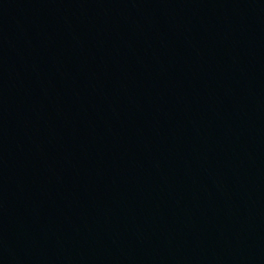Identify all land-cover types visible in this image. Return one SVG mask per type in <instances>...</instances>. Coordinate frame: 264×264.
Wrapping results in <instances>:
<instances>
[{"label":"water","instance_id":"1","mask_svg":"<svg viewBox=\"0 0 264 264\" xmlns=\"http://www.w3.org/2000/svg\"><path fill=\"white\" fill-rule=\"evenodd\" d=\"M0 264H264V0H0Z\"/></svg>","mask_w":264,"mask_h":264}]
</instances>
